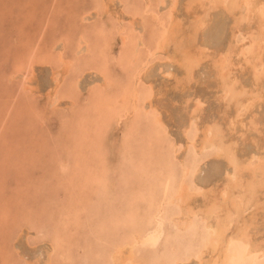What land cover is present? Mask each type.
Listing matches in <instances>:
<instances>
[{
    "label": "rangeland",
    "instance_id": "obj_1",
    "mask_svg": "<svg viewBox=\"0 0 264 264\" xmlns=\"http://www.w3.org/2000/svg\"><path fill=\"white\" fill-rule=\"evenodd\" d=\"M102 1L0 0V264H115L117 251L129 255V247L132 258L124 264H197L204 221L198 215L190 227L178 229L174 220L180 209L170 197L182 182L192 189L218 190L230 166L214 148L198 153L192 143L206 125L217 122L224 140L235 142L238 158L253 156L256 163L264 151V78L256 85L250 67L238 56L242 44L248 48L243 35L257 24L243 20L232 31L234 17L216 7V0L190 5L188 0H149V12L146 0H133L140 8L134 19L127 12L132 0L108 1L105 9ZM204 13L208 18L194 43L206 57L191 81H184L182 68L163 51L147 57L148 47L171 20L179 28L176 37L189 47L193 24ZM81 34L88 38V50L75 54ZM233 39L231 75L238 88L250 92L248 98L252 91L262 95L241 106L239 116L222 97L213 65ZM59 51L64 62L72 60V67L59 90L61 99L54 103L50 90L52 75L63 62ZM147 60L136 113L127 94L128 112L109 118L110 107L119 103L123 86L132 79L130 72ZM105 63L107 81L104 73L90 68ZM167 70L181 82L167 77ZM25 76L33 93L24 89ZM65 94L73 96L71 104ZM154 116L162 122L156 123ZM250 119L259 131L252 129ZM184 166L189 168L185 176ZM203 200L194 195L190 204L202 206ZM158 211L163 237L155 247L138 244L137 237L155 228ZM249 230L262 243L264 209L257 211Z\"/></svg>",
    "mask_w": 264,
    "mask_h": 264
},
{
    "label": "bare ground",
    "instance_id": "obj_2",
    "mask_svg": "<svg viewBox=\"0 0 264 264\" xmlns=\"http://www.w3.org/2000/svg\"><path fill=\"white\" fill-rule=\"evenodd\" d=\"M108 1L112 2L113 0H103L102 3H100L102 8L104 9L107 8ZM188 1H189L188 4L190 5V2L194 0H188ZM216 3H217L215 5L216 7L218 5L222 6L223 9L228 11L234 17L233 20L234 30L232 31H237L236 29L238 28L239 25L241 26L240 23L243 20H245L248 24L252 21L254 22V24H257L255 30L253 29L252 32H248L246 33V35L245 34L243 35L244 41L245 39L248 40L247 42L248 48L245 47V43H244L242 44V46H240L241 48L238 47L240 49V50L238 49L239 53L237 51L236 52L239 54L238 56L243 57L244 62L247 64V66L250 67L251 73L253 75V80L256 83V85H258L259 82L262 80V78H264V59H263L264 58V2H261L259 0H216ZM150 5H151L150 1L146 0L144 6L145 12L150 11L148 9ZM130 6H131L130 8H127V12L130 14V16L132 15V17L129 18L134 19V17L138 14V11H140V8H138L139 6H137V4L133 2V0L131 1ZM208 6L211 7V3ZM97 9H99V7H97ZM254 14L256 15V21L253 20L255 18ZM206 17L208 18L207 14L204 15L202 18L200 17L201 19H197L196 22H194L193 30L191 31V36L193 37H191L189 41L186 40L189 43V47L188 44H184V43L181 44L180 42L181 38L178 36L176 37V31L179 28L176 29L177 24L174 26L173 20H171L169 26H164L161 35L159 37L157 36L158 38H155L153 40L154 41L153 45L151 44L148 47L147 57L151 59L154 55L157 54V52L163 51L166 54L165 56L168 60L175 61L179 65V67L182 68L184 72V77H183L184 81L187 82L191 81L193 79V73H194L193 70L195 69V67L198 66L200 61L206 57L205 53H203V48L198 47L197 44L194 43V39L196 38L195 37L196 32H198V30L202 28L203 24L207 21ZM133 21L134 20H131L132 24H134ZM118 29H119L118 31L122 36V39L125 40L124 32L121 31L122 27H119ZM184 31H186V29ZM97 33H99V31ZM104 33H106V30L104 31ZM236 34L235 32H233L232 34L233 38L236 37ZM86 38L82 34L79 36L78 47L75 51V54H80L88 50V42ZM63 41H65V39H63ZM233 42L234 43L230 42L228 44V48L223 54L218 55L219 58L214 60L215 57L214 56L212 60H214L213 65H215L214 67L217 73L216 75H218L219 77L218 80H220L221 92L223 95L222 97H224L228 105L232 103L233 106H235L234 109L236 111V116H239L240 114L239 111L241 106H244L245 103L246 106L244 107L250 106L252 100L261 98L262 95L260 91L257 92L252 91L251 97H249L250 98L249 99L248 95L250 94V92L248 94V92L244 90L245 88L243 89L244 91L240 89L241 87L238 88L236 84V79L231 75L232 72L230 69V65L231 64L233 65V63H231L232 58L230 60V55H231L230 53L232 52L233 48L236 47L235 40ZM103 43L105 46L106 43L105 42ZM140 44H144V43H140ZM170 44L173 47L171 51L168 48ZM136 46L137 45L133 47ZM62 53L63 52L59 51L58 54L59 55L58 58L60 61H63ZM131 56L134 57L129 58V60L131 59L129 62L130 64H133L131 68H134L135 67L134 59L136 57L135 51L131 52ZM71 61H72L71 59L70 61L67 62L63 61L62 64L60 65L61 66L60 69L55 71L52 75V87L50 90V95L52 96V100L54 101V103L55 102L58 103V100L61 99L60 97L61 94L59 95L60 92L59 90L63 86L66 76L67 75L69 76L70 74V68L72 67ZM89 63H91V60ZM106 64L107 63H105V65H101V68L100 66L99 67L90 66L91 69L104 73L105 81H107L106 72H105ZM148 65L149 62L147 60L146 62L143 63L142 67L139 66L133 72H130L129 77L130 79L131 78L132 79L129 80V82L123 86L124 88L123 95H120L121 100L124 101L123 103H120L122 102L121 100L119 101V103L117 102L118 100L115 101L114 104L115 103L116 104L110 107L112 109L111 112L107 114L108 117L113 116L112 118H117L123 116L120 114L122 110H126L125 114L128 112L125 106V103L128 105V101L126 102L127 94H131L132 96V100L134 104L132 105V109L136 113L138 109L137 108L138 85L142 80V71L146 70V67H148ZM257 66H261L260 70L258 69ZM164 74L167 77L170 76L174 77V73H171V71L168 70ZM74 77H75V82L73 83H76L77 82L76 79H78V77L77 78L76 76ZM174 79L176 81V84L181 82L179 78L174 77ZM25 80H26L24 87L25 91L33 93L32 88L29 87L30 86L29 80L26 76H25ZM72 90H73V85L70 87L69 90L67 89L66 93L72 95L73 94ZM69 95H66V97H68L71 104L74 100L72 99L73 96H69ZM244 95L247 96L246 97L247 99L246 101L242 102L241 97H243ZM118 104H121L122 106L119 107ZM197 104L198 105L195 111L200 106L199 102H197ZM102 111L105 110L101 109V112ZM104 118H106V116ZM155 118H156V123L162 122L160 120V117L157 116ZM192 118L196 119V117L194 116ZM238 118L239 117H237V119ZM249 124L252 126L253 130L259 131L257 128V124L254 122V120L251 121L250 119ZM183 132H186V130L183 129ZM195 141L192 143V145L197 150L198 153L206 149L214 148L216 151L215 154L218 157H221L224 160H226L227 164L230 166V171L228 170V172H226V175H224L225 181L223 180L224 183L222 184L221 188L215 191L213 190L210 191V188L202 189L201 187L192 189L190 185L185 182H182L180 184L179 188L176 190L173 196L170 197L172 198V201L176 202L177 206L180 209L178 217L174 220L176 223V227L181 230L187 229L193 224L194 217L198 215L204 221L205 235L202 238L204 243L202 248L199 249L194 256L197 259L198 262L197 264H257V262H259L261 259H264V239L261 240L263 244L259 243L258 240L257 241L253 240L249 229L255 223L257 211L260 209L262 211V209H264V151L261 152V154H259L256 163H253L252 161V159L254 158L253 156H249L248 158L245 159L238 158L235 151L236 150L235 142L224 140L223 130L221 129V126L217 122L214 123L211 122V124H209L208 126L206 125L202 131L201 138L196 142ZM176 151L177 150L175 148V152ZM188 171L189 168L184 166L183 176H185ZM198 194L201 195L203 199L205 198L206 204L203 203L202 206L199 205L191 206L190 199H192L194 195H198ZM261 197H263L262 200ZM159 212L160 211H158L157 223L155 225V228L149 231L148 233H146L143 238L137 237L136 242L138 244L155 247L163 237L164 221L159 217ZM132 249H133L132 247H129V249L127 250L129 255L124 254L123 252L124 250L119 249L116 253L118 255H116L114 258L116 260L115 264H124L125 260L131 259L132 258L131 256L133 254ZM206 253H208L207 254L208 256H206L207 258L206 257L204 258L203 255Z\"/></svg>",
    "mask_w": 264,
    "mask_h": 264
}]
</instances>
